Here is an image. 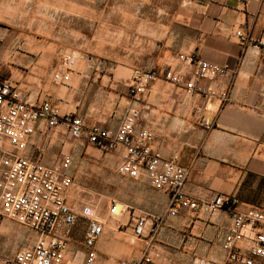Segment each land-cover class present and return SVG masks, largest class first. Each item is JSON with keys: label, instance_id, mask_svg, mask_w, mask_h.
I'll use <instances>...</instances> for the list:
<instances>
[{"label": "crops", "instance_id": "0c3cea01", "mask_svg": "<svg viewBox=\"0 0 264 264\" xmlns=\"http://www.w3.org/2000/svg\"><path fill=\"white\" fill-rule=\"evenodd\" d=\"M17 1L24 0H0V22L15 24L11 17L21 13L11 9V2ZM98 2L99 8L85 12L82 27L68 32L61 44L48 40L52 29L42 25H37L35 37L0 26V77L12 81L25 102H50L84 125L75 139L66 127L49 129L37 122L25 150L7 142L3 149L46 166L71 157L66 202L76 220L56 229L67 242L66 264L86 259L85 208L103 225L94 264L140 259L147 239L160 255L153 264H225L221 239L232 226L233 211H264V51L237 36L242 31L252 40L264 37V0H194L189 6L182 0ZM69 53L78 56L71 70L64 67ZM182 54L227 65L230 75L201 84L227 92L228 99L189 96L183 86L158 79L149 84L142 103H134V71L188 74L191 68L178 58ZM58 72L68 73L69 81H55ZM131 109L140 111L136 129L153 131L151 149L189 169L185 192L191 201L208 204L222 196L232 204L214 214L181 208L171 217L168 191L155 189L144 172L137 178L120 172L121 147L102 152L90 144L89 128L115 132ZM82 193L101 197L87 202ZM140 218L146 219L144 232L133 240ZM18 226L23 228L0 214V237L6 240L0 255L35 244L37 234L24 227L35 236L31 246H22L27 239Z\"/></svg>", "mask_w": 264, "mask_h": 264}, {"label": "built area", "instance_id": "2783aa9c", "mask_svg": "<svg viewBox=\"0 0 264 264\" xmlns=\"http://www.w3.org/2000/svg\"><path fill=\"white\" fill-rule=\"evenodd\" d=\"M194 0H182L189 6ZM241 3L244 0H240ZM242 42L254 43L264 51V37L257 40L247 38L242 31L237 32ZM191 68L185 75L175 74L172 70L157 71L136 69L133 73L130 95L134 103H142L143 94L150 83L164 79L183 86L187 95H201L206 99L218 96L228 99L227 92L219 93L212 85L204 86L202 80H219L231 74L230 68L198 58L196 55H179ZM78 56L69 53L64 58V67L71 70ZM69 74H54V80L66 83ZM140 117L138 109H131L117 131L101 129L97 126L87 130L91 145L102 152H112L122 148L123 175L137 178L145 173L150 184L159 190H166L171 196L169 216L177 217L181 208L203 209L214 214L228 208L232 202L218 196L210 203L191 201L185 192L189 169L179 166L173 160L163 159L153 151L150 143L154 133L150 129H136ZM42 122L49 129L66 127L72 137L78 139L84 132L83 121L79 117L62 115L50 102L35 105L25 102L16 85L0 77V214L2 217L23 226L37 234V240L30 249L21 248L11 255H0V264H66L67 242L56 233L60 224L70 225L76 214L66 202L68 189L72 185L69 169L72 159L64 157L52 166H46L35 159L23 157L6 151L7 142L17 150L28 146L29 138L35 133V123ZM207 129L211 128L205 123ZM115 206L111 212L114 213ZM91 208L83 210L89 219L85 245L88 249L83 264H94V246L100 237L103 225L94 218ZM146 224L140 218L134 228L132 239H140ZM145 252L140 259L120 264H153L160 258L152 250V241L144 240ZM221 249L226 255L225 264H264V211L257 209L235 210L232 213V226L221 239ZM172 264V263H168Z\"/></svg>", "mask_w": 264, "mask_h": 264}, {"label": "rangeland", "instance_id": "374dc122", "mask_svg": "<svg viewBox=\"0 0 264 264\" xmlns=\"http://www.w3.org/2000/svg\"><path fill=\"white\" fill-rule=\"evenodd\" d=\"M0 4L2 5V3ZM98 8V0H24L11 2V9L19 10L21 14L20 16L11 17L12 20H15V24L5 21L0 22V26L9 28L13 33L24 32L27 36L35 37L37 25H42L52 29L53 38L48 40L61 44L66 42V34L68 32H71L74 28L82 27V16L85 12H93ZM96 184H98V181ZM100 197L101 195L98 193H82L80 195V198L86 199L87 202H92V199H95L94 201L96 202ZM6 220L10 221L9 219ZM20 229L27 239L22 246H31L34 241L32 238V235L35 236L34 233L24 227ZM5 243L6 240L0 237V250H5Z\"/></svg>", "mask_w": 264, "mask_h": 264}]
</instances>
